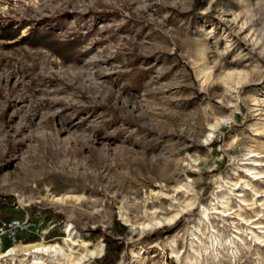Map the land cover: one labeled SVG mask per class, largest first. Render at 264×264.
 Segmentation results:
<instances>
[{
	"label": "rangeland",
	"instance_id": "1",
	"mask_svg": "<svg viewBox=\"0 0 264 264\" xmlns=\"http://www.w3.org/2000/svg\"><path fill=\"white\" fill-rule=\"evenodd\" d=\"M0 205V264H264V0H0Z\"/></svg>",
	"mask_w": 264,
	"mask_h": 264
},
{
	"label": "trees",
	"instance_id": "2",
	"mask_svg": "<svg viewBox=\"0 0 264 264\" xmlns=\"http://www.w3.org/2000/svg\"><path fill=\"white\" fill-rule=\"evenodd\" d=\"M25 25V27H27V26H30L31 27V31H30V33L28 34V35H26V36H24L25 38H24V41H27V42H29V44H31L32 45V43H31V41L32 40H37L39 37L41 38V39H44V40H46V39H51L52 38V33H53V31H54V27H53V24H55V22H53V21H47V20H45L44 22L43 21H41V22H39L38 24H37V26H39V28L38 29H34L33 27H32V25L31 24H28V23H24ZM40 27H44V28H49V29H47L46 31H44V32H41L40 31ZM18 36H19V34L18 35H11V34H9V35H2V39H5V40H9V39H17L18 38ZM38 45H44L45 47H49L48 45H46V44H38ZM38 45H32V46H38ZM1 206V205H0ZM1 212V211H0ZM3 214V213H2ZM16 215V214H15ZM15 215H13V216H15ZM108 244H110L109 242H108ZM106 251H107V255L109 256V255H114V254H116V253H118V252H116L117 251V249H115V248H113V246L112 245H108L107 246V249H106Z\"/></svg>",
	"mask_w": 264,
	"mask_h": 264
},
{
	"label": "built area",
	"instance_id": "3",
	"mask_svg": "<svg viewBox=\"0 0 264 264\" xmlns=\"http://www.w3.org/2000/svg\"><path fill=\"white\" fill-rule=\"evenodd\" d=\"M32 228V222L29 219L15 218L0 221V237L7 236L8 239L16 241L20 232L29 231Z\"/></svg>",
	"mask_w": 264,
	"mask_h": 264
},
{
	"label": "bare ground",
	"instance_id": "4",
	"mask_svg": "<svg viewBox=\"0 0 264 264\" xmlns=\"http://www.w3.org/2000/svg\"><path fill=\"white\" fill-rule=\"evenodd\" d=\"M51 202L54 203V204H58L59 201L51 200ZM35 249H36L35 252H40V251L43 252V251H50V250H52V248H45V249L35 248Z\"/></svg>",
	"mask_w": 264,
	"mask_h": 264
}]
</instances>
